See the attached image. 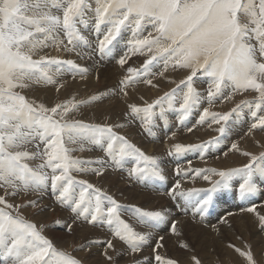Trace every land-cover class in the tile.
I'll list each match as a JSON object with an SVG mask.
<instances>
[{"label": "snow or ice", "instance_id": "obj_1", "mask_svg": "<svg viewBox=\"0 0 264 264\" xmlns=\"http://www.w3.org/2000/svg\"><path fill=\"white\" fill-rule=\"evenodd\" d=\"M90 15L97 34L95 47L78 27L87 28ZM102 26L106 27L100 38ZM127 32L131 38L126 51L114 52ZM253 39L258 48L251 43ZM49 47H62L78 56L88 49L89 55L118 56L117 63L125 74L103 98H127L128 89L141 83L157 88V77L175 83L176 87L152 103L128 105L125 118L129 122L138 119L148 136L154 134L157 120H165L166 111H176L185 120L206 103L208 107L203 108L197 123L219 125L215 129L218 136L201 144L177 143L168 152L179 157L194 151L203 160L208 150L227 136L229 121L246 115L244 108L254 121L251 130L264 132V0L258 4L256 0H0V264H86L80 254L91 252L95 240L71 245V251L60 248L44 234V224L25 214L34 209L39 217L46 211L42 198L49 189L55 204L70 214L68 221L56 222L57 230L67 235H74L77 227L107 230L112 239L105 242L102 252L106 264H115L109 250L117 257L139 255L145 249L155 252L164 247L165 234L175 237L181 249L192 251L184 240L185 221L173 216L171 208L146 210L124 205L89 179L78 178L104 177L109 167L122 170L126 161H132L129 180L152 190L168 181L161 162L121 133L124 124L76 118L83 106L100 101V95L88 100L73 96L46 106L21 94L33 86H54L59 93L67 83L61 79L66 74L73 79L87 78L88 69L74 60L41 54ZM137 55L145 57L140 67L129 64ZM170 70L185 73L184 78L176 83L168 75ZM200 77L208 78L206 95L196 88ZM249 91L257 94L255 102L240 101L225 113L209 110ZM77 144L80 151L87 144L91 146L88 150H99L102 155L87 161L75 158L72 153L77 149L67 145ZM231 150L239 151L238 145L233 143ZM241 154L250 159L240 168L177 167L176 176L193 173V179H202L210 187L186 188L177 180L164 194L185 216L191 214L193 224L212 227L219 234L221 226L231 227L227 216H218L216 225L208 219L220 194L232 192L244 200L264 196V153L259 157ZM37 159L40 163L33 166L30 162ZM29 194L41 199L17 202L18 197ZM246 211L255 213L256 209ZM257 220L264 232V215L257 213ZM114 241L124 245V251L117 252ZM228 247L245 264H257L250 246L247 250L232 244ZM141 258L144 264H152V259ZM154 259L157 264H178L176 259L165 262L159 254ZM191 259L193 264H202L195 256Z\"/></svg>", "mask_w": 264, "mask_h": 264}, {"label": "bare ground", "instance_id": "obj_2", "mask_svg": "<svg viewBox=\"0 0 264 264\" xmlns=\"http://www.w3.org/2000/svg\"><path fill=\"white\" fill-rule=\"evenodd\" d=\"M51 50L49 53H51ZM61 50L62 49H60V52ZM47 52L48 49L47 50L45 49L43 54ZM52 52L56 53L55 50H53ZM135 60H137V62L134 64L132 63V65L134 67H138L139 66L138 64L139 63L141 64L142 61H140V59L138 58H136ZM77 63L82 64L83 66L88 65L87 62L82 63L79 61V59H77ZM98 70L99 68H94L93 66H90V71L87 76L89 81L84 84L81 83L82 85H84V87H86L87 93H89V92H93L97 88L99 79L101 78L102 80V87L99 88L100 91L98 93V95L103 93L101 95L102 99L100 101H97V103L94 102L96 103V105L88 106L87 108H94L91 109V111L92 110L93 112L96 111L99 114V116H102V114H104L105 112H109L111 114L110 121H112L113 123L124 124L125 126L123 129H121V133L122 134L127 133L126 134L127 137L134 144L140 147L146 154L156 157L161 162L165 174L168 177L167 184L165 185L157 184L156 190H152L151 188H145L143 184L137 183L136 181H135L136 183H133L132 181L134 180L128 179L129 168L134 166V163L132 161H126L122 167V170L118 168L114 169L112 167H109L105 176L99 177L103 189L108 191L110 194H112L120 203L124 205H135L142 207L146 210H159L161 208H171L173 216L177 218H181L185 221V224L183 225L184 240L185 242L190 244L192 249V251H186L181 249L178 246L175 237L165 234L166 239L164 241V247L156 250L155 252L152 251L151 249H145L144 252L139 255L125 254L123 255L124 257H117L118 258L117 264H135L137 260H140V264H144V261L141 257H148L152 259V264H157V262L154 259L156 254H159L165 262L169 259H176L178 261V264H193L191 259L193 256L199 258L203 264H215L218 258H220L224 262V264H229L228 262L231 261V258H235L237 261H239L238 264H242L243 259L242 258L240 259L238 256L234 255L237 253L236 252L233 253L232 248H229L228 245L232 244L239 248L240 246H244L247 240L251 241L250 242L251 246L254 252L259 257V261H261L264 264V232L259 231L258 220H257V213L264 215V196L257 195L252 200H244L239 198V196L237 195H233L232 192L220 194L215 201L212 214L208 219L210 220L212 225H216L218 216L221 215L227 216L228 220L230 221L231 227H228L227 225L221 226V231L218 234L213 230L212 227H204L199 223L193 224L191 222V214L189 213V215L185 216L183 212L180 211V209L178 211L176 205L172 203L169 196L164 194L167 187L169 185L174 184L177 180H180L182 182V185L186 188H188V186L195 184L198 185L200 188H207V187H201L208 185L207 182L199 178L196 179L192 178L194 175L193 173H189L187 177L175 176L174 175L176 170L175 168L177 167L187 168V165L189 163H192L193 161L194 164L191 166L193 169L195 168L204 169L206 167H210V165H212V167L219 168L220 164L217 161V159L221 160L220 162L223 164L224 168L227 169L237 168L238 166L235 165L241 162L239 161L240 159L238 158H242L243 161L247 157L232 155L229 158H231L230 161L234 160V162L228 163V159L225 157L224 153H233L237 155L235 150H231V145L233 143L237 144V137H239L238 139H240L237 145H239L240 142L244 143V144L241 143L242 148L239 149L238 146L239 153H243L247 151H250V153L255 152L259 147L257 143L254 141L253 136L255 137L256 135H258L256 137L259 138L261 137L260 139L264 142L263 140L264 133L263 134L252 133L247 138L242 137L246 135L247 132H249V130H246L244 123L237 121L238 122L237 126L232 127V130L228 132L227 136L221 139L222 142L219 144V147L208 150V152L205 155V159L202 160L198 152H191V151L179 157L169 156L167 147L168 145H172L175 142L174 137H171L170 135L171 133H174V130H176L175 133H177L178 135L177 139L181 141L184 145H188L190 144V142H193L194 141L193 136H200L205 132H210L209 129H202L191 132L186 131V129L188 128L187 121H191L192 119L198 120L200 114L202 113L201 110H194L190 115V118L188 117L185 120H181L180 117H177L178 112L176 111H166L165 120L159 121L160 122L159 126L161 127L157 128L158 133L155 135L153 134L155 136V139H153V141L159 142V147H153V144H148L145 142L147 139V135L143 131H141L139 127V123H140L139 121L135 120L133 123L132 122L128 123L125 122V120L124 121L120 120L122 116H124L125 113L128 111V109H126V106L129 105L128 99H127L128 101H124L122 96H117L113 98L109 96L107 98H103L106 91L115 89L117 87L118 81L123 77L124 74L123 70L120 67H109V66L99 70L101 71V73L97 72ZM182 74L183 72L180 73V75ZM168 75L170 76L171 79H173L174 77L173 73H172L173 77L171 76L170 72L168 73ZM159 80L160 79L158 77L154 81V83L159 84ZM161 80L163 84L166 83L164 86L162 85L163 88H161L162 86L159 85L161 90H163L164 88L168 89L176 85L175 83H169L168 81L167 82L164 81L163 78H161ZM72 86L77 90L81 85L76 82ZM144 87L147 86L143 84L138 88H141L140 90H143ZM135 89L136 88L133 89L130 88L128 89V91L130 96L134 94L133 97L137 98L134 93ZM48 90L50 91L51 94H53L51 88H49ZM141 92L143 93L144 91ZM37 95L41 96L40 93H38ZM89 97L91 98L92 96ZM165 108H167L166 105ZM176 108L178 109V107ZM85 116H88V114ZM175 119H177V121H175ZM239 129L243 131L240 132L238 131ZM168 132L169 134H167ZM243 138L245 139L243 140ZM67 146L73 147L71 145H67ZM163 146H165L166 148L164 149ZM75 147L78 151L77 153L80 154L81 152L80 155L83 156L82 160L89 158L90 154H93L92 157L93 158L95 157V159L102 155V153L99 150L96 149L88 150L91 146L87 144L84 145L83 151L79 150L80 148L79 144L75 145ZM155 148H156V153H153V149ZM85 152H88L90 154H87ZM208 159L209 160L211 159V161L209 162ZM30 163L34 166L40 163V160L37 159L31 161ZM203 163H208V164H205L204 166ZM89 177L91 176L89 175ZM91 178L93 179V177ZM126 182L133 183L136 186L127 188L124 185L126 186H130V185H128ZM36 196H37L36 194H30L28 196L22 195L17 198V202L18 203L21 202L19 198L22 197L24 198L27 197L28 199H36ZM49 201L50 200L48 199L42 200V202L45 205H47L46 208L47 210L39 217L35 215L34 209L28 210L25 213L26 216L29 217L33 216L32 218L33 220H36L38 223L45 224L47 218L51 216V211L57 207V206L56 207L53 206ZM52 201H54L53 198ZM154 204H156L157 206ZM249 207H254L256 209V212L252 213L246 211V209ZM229 213H231V215H229ZM68 214H69L68 211L64 209L61 210L59 221L61 222L68 221L67 220ZM44 226H45L44 234L48 238H50L54 243H56L58 247L66 248L69 251H71V245L85 244L89 240H95L97 243L95 246H93L92 251L87 254H80V255L85 259L86 264H106L102 252L105 246V242L109 239H112V237L105 228H103L101 232L98 233L92 231L90 228L77 227L75 228L74 235H67L64 232L57 230V225H54L51 228H48V225H44ZM114 243L116 245L117 252L124 251L125 249L124 245H122L118 241H114ZM113 253L114 252L109 250L110 255H113Z\"/></svg>", "mask_w": 264, "mask_h": 264}, {"label": "rangeland", "instance_id": "obj_3", "mask_svg": "<svg viewBox=\"0 0 264 264\" xmlns=\"http://www.w3.org/2000/svg\"><path fill=\"white\" fill-rule=\"evenodd\" d=\"M256 2H257V4H258V0H256ZM94 24V18L90 15L89 17H88V26H87V28H85L84 26H79L78 25V27H80V30H81V32H82V34H84V35H87L88 36V38H89V40L91 41V43H92V46L93 47H95L96 46V42H97V34L95 33V31H94V29H93V27H92V25ZM105 27L106 26H102V30H101V34H100V38H102V35H103V31H104V29H105ZM131 38V33L130 32H127V33H124V39H122L120 42H119V44H117L116 45V48L114 49V52L115 51H118V52H120L121 54H123L125 51H126V45H127V40L128 39H130ZM61 39H64V41H65V43H67V39H66V37H64V36H62L61 35ZM115 43V42H114ZM251 43H253L257 48H258V42L255 40V39H253L252 41H251ZM48 49V52L46 53V54H48V55H50V56H55V57H58V58H60V59H72V60H74L76 63H77V59H79V61L80 62H87L88 63V65H86V66H83L82 64H79V63H77L78 65H82V67H86L87 69H88V74H89V71H90V66H93L94 68H99V70H101V69H103V68H105V67H119V65H118V63H117V59L119 58L118 56H116V55H113V54H108V55H104V56H101L100 55V53L99 52H95V53H93V54H91V55H89V53L91 52V50L90 49H88V50H82V55H80V56H78V55H76L75 53H67V52H65V51H63V48L61 47V52H60V50H57L55 47H49V48H47ZM46 49V50H47ZM52 49V50H51ZM50 50H51V53H49L50 52ZM53 50H55L56 51V53H54V52H52ZM45 51V49L43 50V52ZM58 51V52H57ZM43 52L41 53V54H43ZM62 53H64V54H62ZM45 54V53H44ZM53 54V55H52ZM61 55V56H60ZM67 55V56H66ZM69 55H70V57H69ZM72 55V56H71ZM78 57V58H77ZM136 58H138V59H140V61H142V63H143V60L145 59V57H143V56H139V55H137V56H134L130 61H129V64L130 65H132V63L134 64V63H136L137 62V60H135ZM142 63L140 64H138L139 66L138 67H140L141 65H142ZM108 65V66H107ZM133 66V65H132ZM97 71V72H100L101 73V71ZM170 73H171V76L173 77V75H174V77H173V79L176 81V83H179V81L181 80V79H183L184 78V75H185V73H183L182 75H180V73H182V72H172L171 70L169 71ZM172 73H173V75H172ZM125 74V73H124ZM123 74V75H124ZM177 75V76H176ZM180 77H179V76ZM97 77V76H96ZM176 77V78H175ZM98 78V77H97ZM158 78V77H157ZM62 80H64V81H68L66 84H65V87L64 88H62L61 90H60V92L59 93H56V91H55V87L54 86H33V87H31V88H29V89H25V90H23L22 92H21V94H23V95H25L30 101L31 100H35L37 103H43V104H45L46 106H51L54 102H62V101H66V100H68V99H70V98H72L73 96L77 99V100H81V99H83V100H88V99H90V97L89 96H93V95H98V93H99V91H100V87H102V80H101V78L99 79V81H98V86H97V88L93 91V92H89V93H87V91H86V87H84V85H82V84H84V83H86V82H88L89 81V79L88 78H86V79H82L81 80V78L79 77V76H77L75 79H73L72 78V76H71V74H66L65 76H63L62 78H61ZM160 80H159V84L158 85H160V86H164L165 84H163V82H162V80H161V78H159ZM74 82H72V81ZM164 80V79H163ZM164 81H166V80H164ZM79 83L81 86L76 90V88H74L72 85L73 84H75V83ZM119 82V81H118ZM167 82V81H166ZM82 83V84H81ZM208 83H209V81H208V78H206V77H200L199 78V80L197 81V84H196V88H197V90L200 92V93H202V94H205L206 95V92H207V88H208ZM143 84L141 83V84H137V85H135L133 88H136L135 89V96L137 97V98H135V97H133V95L132 96H128L127 98H124V97H122L123 99H124V101H128V103L129 104H136V105H138V106H141V107H143V106H145V102H147V103H152L153 101H155L156 99H158L159 97H161V96H163L164 95V93H166V92H168V91H170L172 88H174V87H176V85L175 86H172L171 88H164L163 90H161V88H163V86L160 88V86H158L157 88H152V87H149V86H147V87H144V89L143 90H140L141 88H138L139 86H142ZM146 86V85H145ZM39 87V88H38ZM48 87V88H47ZM53 87V88H52ZM49 88H51L52 89V91H53V94H51L50 93V91L48 90ZM68 88V89H67ZM132 88V89H133ZM152 88V89H151ZM30 89H31V91H30ZM44 90V91H43ZM168 90V91H167ZM19 91V90H18ZM98 91V92H97ZM141 91H144L143 93L141 92ZM147 91V92H146ZM156 91V92H155ZM82 92V93H81ZM137 92H139V93H137ZM160 92V93H159ZM162 92V93H161ZM27 93V94H26ZM38 93H40L41 94V96H38L37 94ZM87 93V94H86ZM145 93V94H144ZM103 94V93H102ZM102 94H100V96L102 95ZM137 94V95H136ZM52 95V96H51ZM146 95V96H145ZM149 95V96H148ZM32 96V97H31ZM111 98H113V97H117V96H110ZM147 97V98H146ZM256 97H257V94L255 93V92H253V91H249V92H246V93H244V94H237L235 97H234V99L232 100V101H225L224 103H216L215 105H213L212 107H210L209 108V110L211 111V112H218V113H225V112H228V111H230L231 110V108H233L235 105H236V103H239L240 101H250V102H255V100H256ZM33 98V99H32ZM128 99V100H127ZM139 100V101H138ZM141 101H142V103H141ZM97 103V102H96ZM96 103H93V104H91V105H87V106H83L82 108H81V110H80V112L77 114V116H76V118L77 119H81V120H83V121H85V122H90V123H101V124H112L113 122L112 121H110L111 120V114L109 113V112H105L104 114H102V116H99V114L96 112V111H94L93 112V110L91 111V109H94V108H87L88 106H92V105H96ZM224 104V105H223ZM176 107H179V101H177L176 102ZM204 107H208V105L206 104V103H204V104H202L201 105V107L199 108V109H197V110H201V112H202V110H203V108ZM219 107V108H218ZM222 107V108H221ZM126 109H128V106H126ZM90 110V111H89ZM253 110H255V109H253ZM156 111L158 112L159 111V109L157 108L156 109ZM244 113L246 114V115H242V116H240V117H233L230 121H229V131L230 130H232V127H236L237 126V123L238 122H242V123H244V126L246 127V130H249V132H247V134L246 135H244V136H242V137H248L250 134H252V133H258V134H263L264 132H262V131H260L259 129H256V130H251V124L254 122L253 121V118H252V116H251V114H250V111H249V109L248 108H244ZM88 114V116H85V115H87ZM192 114V113H191ZM190 114V115H191ZM190 115H189V118H190ZM177 117H179V113L177 114ZM120 120H125V122H128V123H130L128 120H126L125 119V115L124 116H122V118L120 119ZM119 120V121H120ZM168 120V119H167ZM119 121H117V122H119ZM136 121H139L138 119L136 120ZM160 120H157V127H156V130H155V132H154V135L155 134H157L158 133V131H157V128H160L161 126H159L160 125V122H159ZM175 121H177V119H175ZM197 121L198 120H196V119H192L191 121H187V124H188V128L189 127H191V128H193V131H196V130H202V129H209V131L210 132H205L204 134H202V135H200V136H193V142H190V144H201L202 142H204V141H207V140H210V139H212L213 137H216V136H218V133L215 131V129L216 128H218L219 127V125H216V124H211V126H209V123L208 122H206L205 124H203V125H200V124H198L197 123ZM238 121V122H237ZM140 122V121H139ZM133 123V122H132ZM187 128V129H188ZM141 129V128H140ZM187 129H186V131H187ZM141 131H142V129H141ZM238 131H243V130H241V129H239ZM176 132V130H174V133H171L170 135H171V137H174V139H175V142H174V144H172V145H168V149H167V151L169 152V150L172 148V146L173 145H175V144H177V143H180V144H182V145H184L181 141H179L178 139H177V137H178V135H177V133H175ZM211 133V134H210ZM127 133H125V135H126ZM146 134V133H145ZM167 134H169V132L167 133ZM147 135V134H146ZM154 135H152V136H148L147 135V139H146V143H148V144H153V147H159V142H155V141H153V139H155V136ZM177 135V136H176ZM208 136V137H207ZM256 136H258V135H256ZM254 137L253 136V139H254V141L257 143V145H258V149L255 151V152H252L251 154L252 155H255V156H260V154L261 153H264V142L259 138V137ZM207 137V138H206ZM241 137V136H240ZM196 138V139H195ZM199 138V139H198ZM239 137H237V144H238V141L240 140V139H238ZM256 138V139H255ZM259 138V139H258ZM204 139V140H203ZM207 139V140H206ZM222 139V138H221ZM245 138H243V140H244ZM152 140V141H151ZM177 140V141H176ZM263 140H264V137H263ZM179 141V142H178ZM242 142H240L239 143V149L240 148H242L241 146H242V144H244V143H242ZM190 144H188V145H190ZM241 144V145H240ZM71 146H73V148H76L75 147V145H71ZM217 147H219V145L218 146H216V147H213V148H210V149H215V148H217ZM163 148L165 149L166 147L165 146H163ZM29 150H34V148H32V146H29ZM236 151V150H235ZM78 151H75V152H73L72 153V155H73V157H75V158H78V159H81L82 160V155H80L81 154V152H80V154L79 153H77ZM191 152H194V151H191ZM248 153H250V151H247ZM85 153H87V154H90V153H88V152H85ZM153 153H156V148L155 149H153ZM236 153H237V155H235V154H233V153H227V155H225V157L228 159V163L230 162V163H232V162H234V160L233 161H230V159L231 158H229V157H231L232 155L233 156H240V157H243V155L241 154V153H239L238 151H236ZM206 155V154H205ZM93 156V154H90V157L89 158H86V159H84L85 161H87V160H95V157L93 158L92 157ZM92 157V158H91ZM238 159H240L239 161H241V162H239L238 164H236L235 166H238L237 168H240V167H242L244 164H246V163H248L249 162V157H247V158H245V160H243L242 161V158H238ZM248 159V160H247ZM208 161L210 162L211 161V159L209 160L208 159ZM217 161L219 162V164H220V166H219V168H215V167H212V165H210V167H206V168H204V169H208V168H215V169H227V168H224V166H223V164L220 162L221 160L220 159H217ZM208 162V163H209ZM244 162V163H243ZM257 162H259V161H257ZM208 163H203L204 164V166H205V164H208ZM190 164V166H192L193 164H194V161L192 162V163H189ZM189 164L187 165V167H189ZM78 178H87V179H89L90 180V182H92V183H94V184H96L97 186H99V187H102L103 188V186H102V183H101V181L99 180V178H91V177H89V176H87V177H80V176H78ZM215 179V178H214ZM96 180V181H95ZM128 185H130V186H126V185H124L125 187H127V188H129V187H135L136 185L135 184H133V183H129V182H126ZM198 185H191V186H188V188H200L199 186L197 187ZM207 186H210L209 184L208 185H205V186H201V187H207ZM30 195V194H29ZM33 196H35V195H33ZM36 199L38 200V199H41V197H39V196H36ZM45 199H48V200H50L49 202L53 205V206H57L56 208H54L52 211H51V216L49 217V218H47V220L45 221V224L44 225H48V228H51L52 226H54V225H56V222L57 221H59V217H60V214H61V210H62V208L61 207H59L58 205H56L55 204V202L54 201H52V196H51V194H50V189H49V191L48 192H45L44 193V195H43V198H42V200H45ZM19 200H21V202H19V203H24V202H26L27 200H29L27 197H22V198H19ZM44 204V203H43ZM58 208V209H57ZM47 210V209H46ZM34 211H36V210H34ZM53 212H54V214H53ZM69 215L70 214H68V218H69ZM29 219H32L33 218V216H27ZM68 220V219H67ZM86 228H90L92 231H94V232H98V233H100L101 232V230L103 229V228H101V227H97V228H92V227H86ZM259 228V227H258ZM260 231V230H259ZM251 241L250 240H247L245 243V245L244 246H240L241 247V250H247V248H246V246H250V248H251V250H252V252H253V254H254V258H255V260L257 261V264H263L261 261H259V257L257 256V254L254 252V250H253V248H252V246H251V243H250ZM239 247V248H240ZM232 250H233V253L235 252L234 251V249L232 248ZM234 255H236V256H238L240 259L242 258V257H240L238 254H234ZM113 257H114V260H115V264H117V260H118V258H117V255H116V252H114L113 253ZM121 257H124V256H121ZM243 259V258H242ZM229 264H238L239 263V261H237L235 258H231V261L230 262H228ZM203 264V263H202ZM215 264H224V262L220 259V258H218L217 260H216V262H215ZM242 264H245V261H244V259H243V261H242Z\"/></svg>", "mask_w": 264, "mask_h": 264}]
</instances>
